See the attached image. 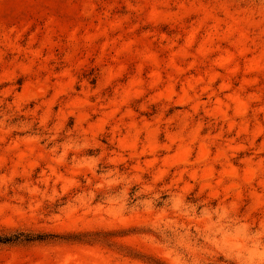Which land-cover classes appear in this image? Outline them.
<instances>
[{"label":"rangeland","instance_id":"1","mask_svg":"<svg viewBox=\"0 0 264 264\" xmlns=\"http://www.w3.org/2000/svg\"><path fill=\"white\" fill-rule=\"evenodd\" d=\"M0 264H264V0H0Z\"/></svg>","mask_w":264,"mask_h":264}]
</instances>
